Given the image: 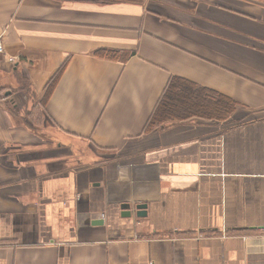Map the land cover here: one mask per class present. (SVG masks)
Wrapping results in <instances>:
<instances>
[{
    "label": "crops",
    "instance_id": "obj_1",
    "mask_svg": "<svg viewBox=\"0 0 264 264\" xmlns=\"http://www.w3.org/2000/svg\"><path fill=\"white\" fill-rule=\"evenodd\" d=\"M0 35V264H264V0H0ZM171 75L232 122L144 133Z\"/></svg>",
    "mask_w": 264,
    "mask_h": 264
},
{
    "label": "trees",
    "instance_id": "obj_2",
    "mask_svg": "<svg viewBox=\"0 0 264 264\" xmlns=\"http://www.w3.org/2000/svg\"><path fill=\"white\" fill-rule=\"evenodd\" d=\"M131 53L114 49L98 51V54L105 58L120 61H125ZM63 68L64 65L48 82L44 98L50 92ZM237 107L236 101L223 94L183 77L171 75L142 131L147 133L156 127L165 126L167 123L184 122L193 118L231 123V116Z\"/></svg>",
    "mask_w": 264,
    "mask_h": 264
},
{
    "label": "water",
    "instance_id": "obj_3",
    "mask_svg": "<svg viewBox=\"0 0 264 264\" xmlns=\"http://www.w3.org/2000/svg\"><path fill=\"white\" fill-rule=\"evenodd\" d=\"M8 93V92H7ZM146 205L145 203H137L133 205V208L131 205L127 202H124L120 204V216L128 218L131 216V214L134 212V215L136 217H144L146 213ZM102 220H97L91 222V225H101Z\"/></svg>",
    "mask_w": 264,
    "mask_h": 264
},
{
    "label": "built area",
    "instance_id": "obj_4",
    "mask_svg": "<svg viewBox=\"0 0 264 264\" xmlns=\"http://www.w3.org/2000/svg\"><path fill=\"white\" fill-rule=\"evenodd\" d=\"M4 53V46L2 42V36L0 35V54ZM9 61H12V59H9Z\"/></svg>",
    "mask_w": 264,
    "mask_h": 264
},
{
    "label": "rangeland",
    "instance_id": "obj_5",
    "mask_svg": "<svg viewBox=\"0 0 264 264\" xmlns=\"http://www.w3.org/2000/svg\"><path fill=\"white\" fill-rule=\"evenodd\" d=\"M231 119V118H230ZM232 120V119H231ZM219 123H221V122H219ZM222 123H224V122H222ZM227 124V123H226Z\"/></svg>",
    "mask_w": 264,
    "mask_h": 264
}]
</instances>
